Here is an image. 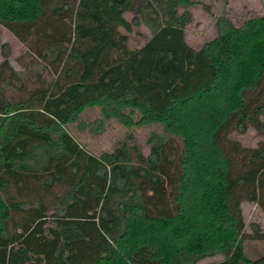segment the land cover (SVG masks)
<instances>
[{"label": "trees", "instance_id": "1", "mask_svg": "<svg viewBox=\"0 0 264 264\" xmlns=\"http://www.w3.org/2000/svg\"><path fill=\"white\" fill-rule=\"evenodd\" d=\"M193 3L0 0V26L26 47L17 72L0 46V264H264L244 255L264 230L244 233L240 209L264 212V140L229 137L264 133V14L217 17L195 50L177 11ZM140 24L149 36L130 49ZM92 106L167 134L147 154L123 141L95 156L63 127Z\"/></svg>", "mask_w": 264, "mask_h": 264}, {"label": "rangeland", "instance_id": "2", "mask_svg": "<svg viewBox=\"0 0 264 264\" xmlns=\"http://www.w3.org/2000/svg\"><path fill=\"white\" fill-rule=\"evenodd\" d=\"M194 3L187 7L177 9L178 13L186 10L191 20L185 26L184 40L193 49L200 48L203 43L216 35L215 20L219 16L225 17L233 26H239L245 19L257 17L264 14V0H192ZM123 17L129 21L131 13L126 12ZM120 33H125L119 28ZM127 35V46L130 49L141 45L144 38L149 36V31L144 25L132 27ZM5 45L7 59L13 70L22 71L23 62L21 55L26 52L24 44L20 43L4 27L0 26V46ZM1 51V50H0ZM25 58V57H24ZM1 52H0V60ZM30 67L45 75V69L41 61H34ZM46 76V75H45ZM128 113V109H124ZM129 114V113H128ZM133 122L130 125H123L113 117H104L99 106L85 108L76 120L65 124L63 127L89 153L99 156L104 152H111L121 142L135 143L143 154H147V138L150 134L165 135L158 123L135 124L139 113L133 111L129 114ZM264 120V117L262 118ZM229 137L238 141L243 146L254 147L258 142L264 140V133L248 128L243 133L232 132ZM243 218V232L250 233V224H256L264 230V212L254 203L242 202L240 204ZM244 255L253 260L264 255V240L245 239L242 243ZM221 259L220 254L206 257L195 264H209Z\"/></svg>", "mask_w": 264, "mask_h": 264}]
</instances>
